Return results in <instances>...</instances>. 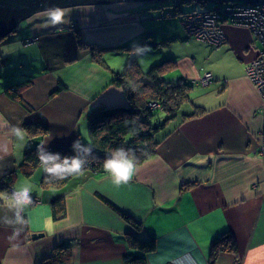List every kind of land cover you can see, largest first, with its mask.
Masks as SVG:
<instances>
[{
	"label": "crops",
	"instance_id": "1",
	"mask_svg": "<svg viewBox=\"0 0 264 264\" xmlns=\"http://www.w3.org/2000/svg\"><path fill=\"white\" fill-rule=\"evenodd\" d=\"M157 10L123 2L38 11L0 41V194L29 185L34 199L26 209L30 226L18 237L10 240L12 230L0 226V264H40L61 245L70 249L68 264H131L125 257L137 252L132 235L155 244L144 264H264V118L245 75L260 44L248 29L228 23L222 45L198 42L176 17ZM76 34L106 48L165 41L154 49H107L101 57L116 73L123 70L120 60L114 63L118 56L142 68L171 61L162 79L192 85L190 101L155 134L154 154L137 164L127 185L88 171L59 189L42 188L41 164L29 176L19 169L25 152L46 141L48 151L77 138L90 144L88 117L126 104L111 72ZM204 72L212 74L207 86L200 83ZM35 123L46 127L44 136L26 133L24 126ZM14 126L24 130L22 139ZM59 198L65 212L56 217L51 203ZM34 233L43 237L33 240ZM225 234L233 248L217 250L210 262L212 242Z\"/></svg>",
	"mask_w": 264,
	"mask_h": 264
},
{
	"label": "trees",
	"instance_id": "2",
	"mask_svg": "<svg viewBox=\"0 0 264 264\" xmlns=\"http://www.w3.org/2000/svg\"><path fill=\"white\" fill-rule=\"evenodd\" d=\"M208 0H182L183 3L205 2ZM213 1V0H212ZM217 1V0H215ZM168 4L172 2L167 0ZM182 3V4H183ZM181 5V4H180ZM180 5L175 11L180 10ZM216 4L213 8L208 9L214 11L218 6ZM168 5H152L154 10L169 12V16L165 18L174 17L170 9L164 10ZM174 11V12H175ZM14 32V31H13ZM148 37V36H145ZM77 42L81 48H88L91 51V57L94 61L102 65L105 69L108 67L102 60V53L107 49L122 52L130 49L139 50L141 47L155 48L159 45H166L165 41L158 44L143 43L134 47L117 46L112 48L100 47L94 44L83 43L80 35L76 34ZM3 39V38H2ZM0 39V41L2 40ZM171 61H163L157 65L150 67L146 72L142 71L135 60L126 62L123 70L119 73L111 72V84L122 89L125 96L126 104L124 106L112 107L103 109L90 117H88V136L90 145L94 149L95 161L89 166L85 167L84 172H102L103 161L106 154L110 153L116 147H126L133 149L137 156V164L152 156L155 152L157 142L155 141V134L163 129L165 123L171 120L181 106L190 101L189 93L192 85L185 80H180L175 83L166 82L161 75L170 70L172 66ZM158 103L160 109H150L149 103ZM164 114V120L160 121L157 116L158 112ZM203 110L197 111L193 114L202 113ZM132 118H137L133 124ZM156 118V119H155ZM24 130L29 136H44L46 134V127L43 124H27ZM50 152L60 153L61 155H73L72 146H57L52 148ZM41 164L37 156L36 149L29 148L23 157V161L19 166L20 171L29 176L32 170ZM69 176L64 180H51L48 182L45 173L41 179L42 188H56L63 187L73 177ZM10 179V178H9ZM54 216L62 215L65 212L64 202L59 198L51 203ZM127 222L132 224L127 216H124ZM129 245L132 249L137 250L135 253L126 255L125 259L131 264H144V254L154 249V242L152 240L141 241L136 239L133 235L128 237ZM233 241L225 234L212 242V251L210 262L216 256L217 250L232 249ZM70 259V249L66 245H61L55 248L51 257L43 260L40 264H68Z\"/></svg>",
	"mask_w": 264,
	"mask_h": 264
},
{
	"label": "clouds",
	"instance_id": "3",
	"mask_svg": "<svg viewBox=\"0 0 264 264\" xmlns=\"http://www.w3.org/2000/svg\"><path fill=\"white\" fill-rule=\"evenodd\" d=\"M137 118H132L135 124ZM23 129L14 126L13 134L17 138H23ZM48 141L43 145H37L36 153L41 165L47 174L48 182L51 180H64L69 176L83 174L85 167L96 159L92 145L82 142L80 138L73 141V155L65 156L47 150ZM135 151L126 147H116L106 154L103 168L109 174L112 183L119 187L127 185L133 178L137 167ZM5 208L0 210V226L12 230L9 239L18 237L24 229L30 226V218L26 216V209L34 204L32 189L29 185H20L9 193L0 194ZM45 229L50 234L54 230V222L49 219L45 222Z\"/></svg>",
	"mask_w": 264,
	"mask_h": 264
},
{
	"label": "built area",
	"instance_id": "4",
	"mask_svg": "<svg viewBox=\"0 0 264 264\" xmlns=\"http://www.w3.org/2000/svg\"><path fill=\"white\" fill-rule=\"evenodd\" d=\"M174 7H178L182 0H170ZM218 4L214 11L211 10H192L176 12L183 30L189 39L207 43L212 46H220L225 42L222 26L225 23L240 26L248 29L259 44L260 50L257 56L251 60L246 68L245 75L254 85L261 97L260 114L264 118V3L250 4L243 0H213ZM169 16L165 12L163 16ZM74 24L72 25V27ZM198 26L197 30L193 27ZM202 28V31L200 28ZM203 86L211 83L212 74L204 72L200 78ZM152 109H160L158 103H149ZM264 142V140H263Z\"/></svg>",
	"mask_w": 264,
	"mask_h": 264
},
{
	"label": "water",
	"instance_id": "5",
	"mask_svg": "<svg viewBox=\"0 0 264 264\" xmlns=\"http://www.w3.org/2000/svg\"><path fill=\"white\" fill-rule=\"evenodd\" d=\"M167 0H0V39L16 30L19 23L38 11L53 10L78 5H107L119 2H162ZM233 1V0H228ZM250 4L264 3V0H243ZM43 237L32 234L31 239Z\"/></svg>",
	"mask_w": 264,
	"mask_h": 264
},
{
	"label": "rangeland",
	"instance_id": "6",
	"mask_svg": "<svg viewBox=\"0 0 264 264\" xmlns=\"http://www.w3.org/2000/svg\"><path fill=\"white\" fill-rule=\"evenodd\" d=\"M169 2H170V0H169ZM119 3H123V2H119ZM125 3H127V2H125ZM114 4V3H113ZM136 4H142V5H150V6H152V5H157V6H160V5H168L167 7H165L164 8V10H166L167 8L168 9H170L171 10V12H172V14L174 13V11H175V9H174V7H173V5L172 4H168V2L167 1H162V2H145V3H136ZM108 5V4H107ZM216 5V3L214 2V1H212V0H208V1H205V2H202V3H199V2H192V3H190V4H188V3H183V4H181L180 5V9H181V11H183V12H188V11H192V10H207V9H211V8H213L214 6ZM167 16V15H166ZM177 16V14L175 13L174 14V17H176ZM177 18V17H176ZM178 19V18H177ZM179 20V19H178ZM71 28H72V25H71ZM194 40V39H193ZM196 41V40H195ZM207 44V43H206ZM124 54H127V52H125ZM148 54V53H147ZM144 55V54H143ZM142 55V56H143ZM142 56H139L138 58L140 59ZM115 58V61H114V63H117L119 60H120V62H121V66H123L122 68H124V66H125V64H126V60H125V62L122 64V60L123 59H121V58H119V56L118 57H114ZM122 58H124V55H123V57ZM132 59V58H131ZM130 59V60H131ZM145 59H147V58H145ZM162 63V62H161ZM106 65V64H105ZM154 65V64H153ZM107 66V65H106ZM141 67V70L142 71H147L148 69H150V67L152 66H150V67H148V68H145V65H144V68H142V65H140ZM106 70H108L109 72H111L110 70H109V68L108 69H106ZM212 82V81H211ZM200 83H201V85H204V84H202V82H201V80H200ZM207 86V85H206ZM149 105V104H148ZM150 109H152V108H154V107H149ZM181 114V112L179 111L178 112V115H180Z\"/></svg>",
	"mask_w": 264,
	"mask_h": 264
},
{
	"label": "bare ground",
	"instance_id": "7",
	"mask_svg": "<svg viewBox=\"0 0 264 264\" xmlns=\"http://www.w3.org/2000/svg\"><path fill=\"white\" fill-rule=\"evenodd\" d=\"M183 2H181V4H182ZM159 12V11H158ZM159 14H160V12H159ZM163 14H164V11H161V16L162 17H164L163 16ZM200 28V27H199ZM198 29V26H195V27H193V30L195 31V30H197ZM200 30L202 31V28H200ZM225 38V37H224ZM12 191V190H11Z\"/></svg>",
	"mask_w": 264,
	"mask_h": 264
}]
</instances>
